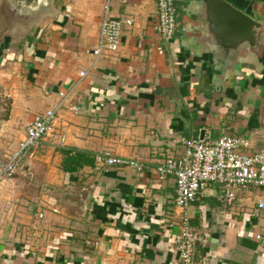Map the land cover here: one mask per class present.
Segmentation results:
<instances>
[{"label": "crops", "instance_id": "crops-1", "mask_svg": "<svg viewBox=\"0 0 264 264\" xmlns=\"http://www.w3.org/2000/svg\"><path fill=\"white\" fill-rule=\"evenodd\" d=\"M224 1L263 26L259 46L254 35L234 38L196 0L175 1L169 41L153 30L155 0H46L53 23L32 50L12 60L0 44V163L36 115L61 104L40 146L0 182V264H182L174 180L158 181L156 167L183 155L181 137L201 132L207 142L229 134L249 152L264 150V0ZM106 7L132 24L115 53L96 56ZM62 150L87 152L92 165L67 174ZM105 151L144 169H97ZM27 183L32 196L18 191ZM233 192L227 205L213 186L188 208L192 229L208 235L193 264H264V189Z\"/></svg>", "mask_w": 264, "mask_h": 264}, {"label": "built area", "instance_id": "built-area-1", "mask_svg": "<svg viewBox=\"0 0 264 264\" xmlns=\"http://www.w3.org/2000/svg\"><path fill=\"white\" fill-rule=\"evenodd\" d=\"M156 15L152 25L154 32L163 41L172 39L175 29L176 0H155ZM129 19L114 20L107 16V7L101 22L100 40L96 56L104 53H115L120 46L123 26H130ZM86 72H80L84 78ZM63 100L65 95L60 93ZM61 106L51 108L34 117L25 129V136L18 145L17 151L0 163V182L13 178L26 158L31 157L43 138L50 131ZM76 110V108H74ZM58 143L63 140L58 138ZM178 142L184 147V153L178 158H166L155 169L158 181L173 178L175 184L173 204L181 210L178 220V232L174 237V252L182 264H193L195 248L198 244L205 246L208 235L195 232L189 221L188 208L195 201L196 196L217 186L220 198L231 205L234 200L233 191L248 188L264 189V150L247 151L249 143L246 139L235 135H224L215 142L181 137ZM97 169L102 168H130L136 172L144 169L139 160L116 157L105 151L95 156ZM264 206L258 203V209ZM42 216L39 215V218ZM87 245L97 247L98 242Z\"/></svg>", "mask_w": 264, "mask_h": 264}, {"label": "rangeland", "instance_id": "rangeland-1", "mask_svg": "<svg viewBox=\"0 0 264 264\" xmlns=\"http://www.w3.org/2000/svg\"><path fill=\"white\" fill-rule=\"evenodd\" d=\"M52 1L54 7L56 5L60 7L62 3V0ZM29 10L31 9L28 0L25 3H21L20 0H0V44H3L12 54H15L12 60H16V54H21L26 49L32 50V42L37 40L40 34H44L45 27L53 23L51 20H53L52 16L55 14L54 10L43 8L37 15H33ZM2 66L3 63L0 62V69ZM1 159L2 157H0V162L4 160ZM21 186L18 191L32 196V184L27 183ZM9 201V204L14 205L19 203L20 199ZM29 207L32 208V200H29Z\"/></svg>", "mask_w": 264, "mask_h": 264}, {"label": "water", "instance_id": "water-1", "mask_svg": "<svg viewBox=\"0 0 264 264\" xmlns=\"http://www.w3.org/2000/svg\"><path fill=\"white\" fill-rule=\"evenodd\" d=\"M21 3L27 2V0H20ZM46 0H31L28 1L29 12L34 15L38 14L43 8H46L45 4ZM199 4L202 5V8L211 11L214 15V17H217L218 19H226V22L229 24V29L231 32V35L235 38V34H232L234 32H238L240 36L242 37V34H245L248 39L249 35L255 36V44L256 40L259 36L257 32L261 31L262 25L254 22L251 17L247 16L240 10L232 7L229 3L225 2L224 0H196ZM32 15V16H33ZM253 36V37H254ZM257 36V38H256ZM232 37V36H231ZM235 40V39H233ZM257 40L258 46L260 45V42ZM252 41V40H251ZM235 43V41H234ZM230 58H222L225 63L227 62H233L235 58L229 56ZM200 140H203V132L200 133Z\"/></svg>", "mask_w": 264, "mask_h": 264}, {"label": "trees", "instance_id": "trees-1", "mask_svg": "<svg viewBox=\"0 0 264 264\" xmlns=\"http://www.w3.org/2000/svg\"><path fill=\"white\" fill-rule=\"evenodd\" d=\"M62 170L67 174H73L84 166L92 165L90 154L78 150H62Z\"/></svg>", "mask_w": 264, "mask_h": 264}, {"label": "flooded vegetation", "instance_id": "flooded-vegetation-1", "mask_svg": "<svg viewBox=\"0 0 264 264\" xmlns=\"http://www.w3.org/2000/svg\"><path fill=\"white\" fill-rule=\"evenodd\" d=\"M28 1H31V0H28Z\"/></svg>", "mask_w": 264, "mask_h": 264}]
</instances>
